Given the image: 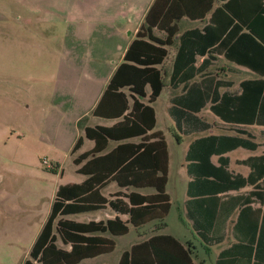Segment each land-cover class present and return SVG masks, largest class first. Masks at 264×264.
Returning a JSON list of instances; mask_svg holds the SVG:
<instances>
[{
	"label": "crops",
	"instance_id": "0c3cea01",
	"mask_svg": "<svg viewBox=\"0 0 264 264\" xmlns=\"http://www.w3.org/2000/svg\"><path fill=\"white\" fill-rule=\"evenodd\" d=\"M12 18L5 21V26L14 29L17 34L7 32L2 39L5 44H16L17 51H9L5 58L11 60L12 72L21 71L26 59L23 50L24 44L29 38L24 35L28 25L58 22L59 0H13ZM189 2V0H186ZM193 3H184L183 6L171 9L165 17V11L169 4L165 0L154 8L150 14L151 22L154 25L149 27L146 17L151 10L155 0H80V5L75 17L66 15L64 20L68 21L69 29L67 34V50L65 52L66 65L77 66V62L83 64L90 62L92 74L100 76V86L90 107L78 118L84 116L86 119L83 125L85 134L86 125H113L122 120L126 114L132 115L135 101L149 103V96L152 86L148 83L145 87L146 96H141L132 91L129 85L120 87L128 97L127 107L123 115H107L113 99L119 96L108 94L103 97L105 89L119 66L125 61L127 51L137 54V42L139 39L154 42L150 34L165 39L168 31L166 27L174 30L173 41L170 44H161L167 48L164 58L155 63L161 72L163 87L157 98L150 102L155 110V125L147 132V141H157L160 136L166 142L164 148L161 144L152 146V150L141 156L140 160L132 164L131 170L120 173V180L113 178L98 181L96 189L83 193L84 201L99 203V207L84 209L76 212H69L56 218L54 230H57V222L60 217L75 222H103L109 219L120 217L129 227L125 233H112L109 229L83 231L81 245L74 256L72 264H119L123 254L127 251L128 259L133 255L158 252H170V243L164 235H173L189 250L195 264H261L255 257L258 244V236L262 225V211L264 210V185L259 184V194H254V185L246 184L242 187H229L228 189H212L216 182L213 170L216 166L224 165L232 175L241 174L247 176L251 166L244 163V160L255 155L264 154V125L257 123L232 122L224 120L212 110L211 105L217 99V93L224 91L239 93L242 90L241 82L246 79H257L262 77L260 73L252 68L239 64L227 58L221 51L208 53L210 45L195 54V60L188 63H179L177 54L181 46V36L191 29H201L209 23L214 9L222 3V0H195ZM188 4L193 15L183 12ZM211 6L209 7V5ZM63 10L72 12V6L63 4ZM176 27V28H175ZM232 28L228 29L227 32ZM228 39V38H227ZM134 43V46L132 44ZM205 45V44H204ZM207 50V51H204ZM211 55V56H210ZM187 56H184V61ZM209 63H205L206 58ZM181 61V60H180ZM76 62V63H75ZM133 62V61H132ZM7 66V67H8ZM86 66V65H85ZM68 68V67H67ZM70 69H74L70 67ZM91 72H89L91 74ZM76 94L78 101L84 102V89ZM167 90V99H164L160 106L157 103ZM77 90V89H76ZM87 94V93H85ZM74 100V94L68 96ZM122 101V99H121ZM124 101V100H123ZM78 102V104H81ZM100 103L102 110L94 114V108ZM83 104V103H82ZM115 104L113 113L116 114L120 108ZM122 105V104H120ZM183 109L192 112L186 122L182 118V124L177 119ZM212 113L210 112V110ZM209 122L210 127L204 128L202 120ZM95 120L92 124L90 121ZM109 123H103V122ZM162 124V125H161ZM166 126L173 132L172 139H169L165 131ZM239 130H247L249 135ZM237 135L247 137L258 143L257 147L251 148L243 145L231 147L225 152L215 151L211 154L210 160L203 157L202 161L197 159V146L194 149L193 157L189 159L188 152L192 143L207 135ZM82 145L73 151L76 140L75 136L70 144L74 158L86 150L94 147L95 141L83 134ZM92 143L84 148L86 138ZM142 135H134L125 139H110L108 147L100 153H105L115 148L121 142H139ZM172 142V143H171ZM201 145V144H200ZM205 156V150L201 152ZM135 155H131L127 161ZM227 157L226 158H224ZM87 159L76 164V171ZM126 161V162H127ZM59 172L60 167L56 166ZM165 168L164 190L169 195L170 207L164 217H157L134 224L130 221V213L122 212L118 198H123L131 203L129 194L134 200H140L144 196L152 197L158 191L155 183L158 177L163 174ZM211 170L209 175L201 173L202 169ZM135 172V177H132ZM141 172V174H137ZM83 174L81 179L71 181H59L56 179L50 187L51 201L46 217L42 221L38 231L34 235L32 246L42 231L52 210L53 202L57 196V190L61 184L82 183L89 177ZM133 179V180H131ZM131 182V184L129 183ZM191 184V190H189ZM44 190L43 188H39ZM49 190V187L47 188ZM46 191V190H45ZM44 191V192H45ZM90 195V196H89ZM104 198L107 201L103 202ZM114 200V206L110 200ZM157 201V200H156ZM118 203V205H117ZM116 204V205H115ZM173 210V211H172ZM171 212L174 213L175 224L170 227L167 222ZM134 229V230H133ZM119 230V229H116ZM133 231V232H132ZM132 232V233H131ZM57 233V244L67 250H71V241L64 242ZM131 233L130 240H124L123 236ZM156 236L153 240L150 238ZM86 237H92L88 240ZM150 240V241H149ZM120 243L121 251L114 253ZM31 246V248H32ZM30 248V250H31ZM27 255L26 258L30 256Z\"/></svg>",
	"mask_w": 264,
	"mask_h": 264
},
{
	"label": "trees",
	"instance_id": "16d2710c",
	"mask_svg": "<svg viewBox=\"0 0 264 264\" xmlns=\"http://www.w3.org/2000/svg\"><path fill=\"white\" fill-rule=\"evenodd\" d=\"M161 2L162 0H155L153 3L146 17L149 24L152 23L150 19L152 10L158 8ZM183 2L194 4L196 1L165 0V5L169 4L165 11V17L171 9L183 6ZM190 5L186 4L183 12L180 13L193 15L191 10L188 9ZM151 25L154 24H150L149 27ZM231 26L232 28L227 32ZM166 30L168 33L165 39L150 34V39L159 44L141 38L137 42L139 44L138 50L140 51L133 55L130 53L132 48L130 47L126 53L125 61L122 62L112 76L103 95V97L108 94L119 96L117 97L118 99H113L110 109L105 113L110 116H120L123 115L127 107L125 102L128 101L126 93L120 90V87L129 85L132 91L141 96H146L145 87L150 83L152 91L149 96V103L135 101L132 115L126 114L122 120L113 125L96 124L85 126V136L93 139L95 145L93 148L76 156L74 162L79 164L84 159H87L77 170L89 174V177L82 183L61 184L59 186L51 213L30 250V256L25 259L23 264H72L75 261H79L75 260L74 256L81 245L83 231L106 229H109L112 233H125L128 231V225L118 216L109 219L106 223L94 221L88 223L75 222L60 217L56 231L54 230V224L56 218L65 213L99 207L101 205L99 203L102 202L94 204V202L84 201L86 197L82 196V194L96 189L98 181H104L116 175L120 180V173L131 170L132 164H135L138 159L142 158L141 156L150 152L155 144H161L164 148L166 147V142L162 136L157 141H147V132L154 127L156 121L155 110L150 102L157 98L163 87L161 72L155 66V63L160 62L166 56L167 48L161 44H170L173 41L175 32L170 27H166ZM207 45L211 46L208 49L209 54L221 51L227 58L248 66L262 75V77L257 79L243 80L241 82L242 90L239 93L230 91H224L222 94L217 93V99L211 105L212 110L227 121L264 125V0H222V3L214 9L210 21L204 27V30L191 29L182 34L177 60L179 59V63L183 64L194 61L195 54L205 49ZM132 46H134V43ZM184 56H187L185 61ZM204 62L209 63L210 58L207 57ZM115 104H118L117 106L120 108L116 114L113 113ZM100 110L102 108L99 103L94 108L93 113L99 114ZM190 114L193 113L183 109L180 113L181 118L177 119V123L181 125L183 117L188 122ZM83 119L84 117L79 122ZM202 125L204 128L211 126L209 122L204 120H202ZM239 131L249 135L247 130ZM134 135H142L143 138L139 142H121L115 148L105 153H100L108 147L110 139L120 140ZM82 143L83 136H79L73 151L78 149ZM239 145L254 148L258 146V143L247 137L237 135L210 134L192 143L188 157L191 160L196 158L192 156L196 146L199 151L197 159L202 161L203 157L210 160L211 154L215 151L223 153L226 149ZM204 150L205 156L201 154ZM131 155L135 156L127 161ZM224 158L227 159L225 156ZM244 163L251 166L247 176L241 174L232 175L224 165L216 166L212 163V166L216 168L213 170L215 175L213 182H216V185L212 189H228L229 187H242L246 184H252L255 188L252 192L259 194L257 190L260 187L259 184L264 185V154L249 157L244 160ZM49 168L54 171L57 170L56 167ZM201 173L209 175L211 170L203 168ZM137 174H141V172ZM135 175L136 173L132 172V177H135ZM164 181L165 168L163 174L154 182L158 188L155 195L152 197L144 196L140 200H134L132 194H129L131 203H128L123 198H118V202L122 203L119 209L122 212L130 213V221L134 224L157 217H164L170 207L169 195L164 190ZM129 183L131 184L130 181ZM189 190H191V184ZM105 201H107L106 198H104L103 202ZM110 204L114 206V200L111 199ZM261 211L262 225L258 236L255 257L261 264H264V210H258L257 212L261 213ZM56 232L59 233L64 242H72L73 247L71 250H67L57 244ZM165 237L170 240V252L165 253L154 250L152 253H144L137 256L133 255V252L132 258L128 259L130 252L126 251L119 264H195L189 250L176 237L169 234L164 235ZM154 238L156 236L150 238V240ZM86 239L90 240L92 237H86Z\"/></svg>",
	"mask_w": 264,
	"mask_h": 264
},
{
	"label": "rangeland",
	"instance_id": "374dc122",
	"mask_svg": "<svg viewBox=\"0 0 264 264\" xmlns=\"http://www.w3.org/2000/svg\"><path fill=\"white\" fill-rule=\"evenodd\" d=\"M12 2L0 0V264H21L29 255L33 237L47 215L50 187L56 179L83 177L76 171L70 144L76 135L85 136L82 124L86 119L79 122L84 116H78L90 107L101 81L100 76L92 74L90 62H77V66H70L74 69L66 65L69 25L64 19L77 15L79 8H75L80 0H59L58 22L26 27L24 35L29 40L20 49L26 57L24 66L12 72V65H7L12 61L5 54L18 49L2 39L12 30L5 26L14 15ZM63 4L72 6V12L63 10ZM12 32L17 34L14 29ZM80 87L84 89V102L76 97ZM166 92L157 106L167 99ZM70 94H74V100H70ZM165 131L172 139L173 132L166 124ZM91 143L86 138L84 148ZM56 166L59 172L49 168ZM167 222L174 226L173 212ZM131 233L123 239L130 240ZM120 251L118 243L114 253Z\"/></svg>",
	"mask_w": 264,
	"mask_h": 264
}]
</instances>
